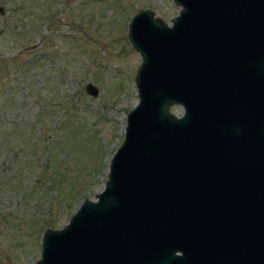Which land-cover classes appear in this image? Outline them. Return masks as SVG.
Segmentation results:
<instances>
[{"label":"water","instance_id":"95a60500","mask_svg":"<svg viewBox=\"0 0 264 264\" xmlns=\"http://www.w3.org/2000/svg\"><path fill=\"white\" fill-rule=\"evenodd\" d=\"M174 2L172 24L150 7L131 17L138 102L108 179L44 230L34 264H264V0ZM231 63L253 86L242 131L223 118Z\"/></svg>","mask_w":264,"mask_h":264},{"label":"rangeland","instance_id":"374dc122","mask_svg":"<svg viewBox=\"0 0 264 264\" xmlns=\"http://www.w3.org/2000/svg\"><path fill=\"white\" fill-rule=\"evenodd\" d=\"M145 7L168 23L180 9L174 0H0V264H34L44 230L103 189L138 102L142 57L128 27Z\"/></svg>","mask_w":264,"mask_h":264},{"label":"flooded vegetation","instance_id":"af4514ba","mask_svg":"<svg viewBox=\"0 0 264 264\" xmlns=\"http://www.w3.org/2000/svg\"><path fill=\"white\" fill-rule=\"evenodd\" d=\"M172 24V20L171 23ZM234 44V43H231ZM223 57L228 60L233 59L236 53V47L233 45H224L222 48ZM249 55V54H248ZM234 64L226 66L225 77L221 86V99L223 106V118L228 128L243 130L244 118L251 120L253 106V86L251 84V74L247 70L246 79L244 75L232 69ZM177 105H173L171 110ZM174 112V111H173ZM249 131V123L247 122Z\"/></svg>","mask_w":264,"mask_h":264}]
</instances>
